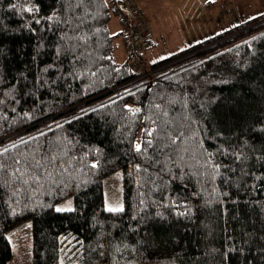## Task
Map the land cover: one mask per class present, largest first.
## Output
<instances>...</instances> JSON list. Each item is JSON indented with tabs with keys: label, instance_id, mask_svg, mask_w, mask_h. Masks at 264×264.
I'll return each instance as SVG.
<instances>
[{
	"label": "trees",
	"instance_id": "16d2710c",
	"mask_svg": "<svg viewBox=\"0 0 264 264\" xmlns=\"http://www.w3.org/2000/svg\"><path fill=\"white\" fill-rule=\"evenodd\" d=\"M109 18L0 0V264L25 221L32 264H264V12L142 69Z\"/></svg>",
	"mask_w": 264,
	"mask_h": 264
},
{
	"label": "rangeland",
	"instance_id": "374dc122",
	"mask_svg": "<svg viewBox=\"0 0 264 264\" xmlns=\"http://www.w3.org/2000/svg\"><path fill=\"white\" fill-rule=\"evenodd\" d=\"M139 7L147 21L152 45L145 49L143 61L163 59L194 42L226 30L264 12V0H130ZM108 31L113 37L114 59H127V44L119 17L110 12ZM104 202L108 209L121 207V172L104 178ZM72 206L71 197L55 205ZM12 257L8 264H32L31 223L25 221L8 231Z\"/></svg>",
	"mask_w": 264,
	"mask_h": 264
},
{
	"label": "built area",
	"instance_id": "2783aa9c",
	"mask_svg": "<svg viewBox=\"0 0 264 264\" xmlns=\"http://www.w3.org/2000/svg\"><path fill=\"white\" fill-rule=\"evenodd\" d=\"M107 6L111 13L119 17L133 65L142 69L144 61L141 54L150 46L149 29L143 12L130 0H107Z\"/></svg>",
	"mask_w": 264,
	"mask_h": 264
},
{
	"label": "snow or ice",
	"instance_id": "6c2138e0",
	"mask_svg": "<svg viewBox=\"0 0 264 264\" xmlns=\"http://www.w3.org/2000/svg\"><path fill=\"white\" fill-rule=\"evenodd\" d=\"M137 148H139V145H137ZM61 209H57V211H60ZM110 210H112V209H110Z\"/></svg>",
	"mask_w": 264,
	"mask_h": 264
},
{
	"label": "crops",
	"instance_id": "0c3cea01",
	"mask_svg": "<svg viewBox=\"0 0 264 264\" xmlns=\"http://www.w3.org/2000/svg\"><path fill=\"white\" fill-rule=\"evenodd\" d=\"M139 8V7H138ZM141 10V9H140ZM142 11V10H141ZM151 45H152V42H151Z\"/></svg>",
	"mask_w": 264,
	"mask_h": 264
}]
</instances>
